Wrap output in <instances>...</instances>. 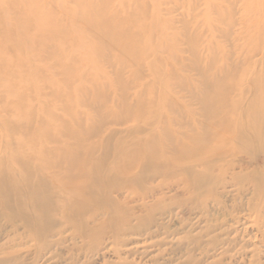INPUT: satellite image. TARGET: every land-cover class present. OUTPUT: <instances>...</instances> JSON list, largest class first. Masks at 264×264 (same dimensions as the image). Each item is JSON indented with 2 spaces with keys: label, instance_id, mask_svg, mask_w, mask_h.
<instances>
[{
  "label": "rangeland",
  "instance_id": "rangeland-1",
  "mask_svg": "<svg viewBox=\"0 0 264 264\" xmlns=\"http://www.w3.org/2000/svg\"><path fill=\"white\" fill-rule=\"evenodd\" d=\"M106 1L0 0V165L11 164L15 154L28 152L34 143L57 141L51 145L71 147L67 141H97L99 137L90 133L100 131L103 125L119 133L117 138L125 135V141L145 139L150 128L157 131L162 127L173 133V141L192 145L203 141L208 151L224 149L230 141H242L236 136L237 128H228L231 122H226L228 127L225 121H218L224 125L203 128L196 119H204L200 113L194 117L196 123L191 124L196 126L194 130L182 126L187 111L200 108L187 97L189 84L199 94L206 93L204 86L212 88L201 82L202 74L188 65L200 60L198 67L213 72L209 66L222 61L227 64L221 47L226 44L229 50V43H238V47L247 43L244 34L237 37L238 31L243 24L250 29L262 20L264 0H109L108 5ZM87 4H105L108 21L103 22L101 13L84 17L81 7ZM229 20L236 22L230 26L232 29L228 28ZM184 34L200 37L196 52L188 50L190 41ZM257 37L251 45L259 44ZM162 38L165 41L161 42ZM209 41L216 52H210L206 60L202 53ZM112 42L118 47L111 46ZM213 58L217 60L210 65ZM239 67H245L244 60H240ZM224 76L227 80L238 77ZM255 77L245 78L252 82ZM127 78L134 87L144 86L141 97L130 94L133 89L129 91L124 84ZM180 79L186 80L187 89L180 86ZM125 89L127 98L122 96ZM165 91L171 94L163 99ZM125 100L132 103V109L146 115H134L127 123L119 124L115 116L121 120L130 117ZM165 101L172 106H163ZM152 111L163 115L164 121L146 126L149 115H154ZM137 127L149 130L126 135ZM158 141L168 139L161 135ZM261 143L257 152L252 147L250 152L240 149L228 153L236 166L220 175L209 200L199 197L195 205L189 202L194 195L186 191L188 176L183 173L158 179L170 182L172 187H132L117 195L120 200L127 199V207L141 209L144 204L163 199L167 206L165 229L156 237H125L128 244H118L117 253L110 240L101 239L91 245L90 252L79 249V256L71 258L82 244L71 238L69 229L52 238L60 244L38 257L39 243L20 230L0 237V258H12L16 264H264V195H255L258 180L252 172L254 159L260 160L257 167L264 165V133ZM178 161L192 164L186 158ZM211 164L216 173L219 165L227 167L226 163ZM231 171L248 175L243 178L245 189L238 181L235 183ZM12 172L22 171L16 167ZM261 174L264 183V171ZM191 239H197V244Z\"/></svg>",
  "mask_w": 264,
  "mask_h": 264
},
{
  "label": "bare ground",
  "instance_id": "bare-ground-1",
  "mask_svg": "<svg viewBox=\"0 0 264 264\" xmlns=\"http://www.w3.org/2000/svg\"><path fill=\"white\" fill-rule=\"evenodd\" d=\"M103 5L92 4L90 6L87 4V6L81 7V12L87 18L91 17L93 13H101L100 17L104 16L102 20L104 19L105 23L108 21V16H105L108 7ZM260 15L262 20L257 25H253L252 30L251 28L246 29L247 26L243 24L242 29L238 31L239 39L243 34L248 39L246 44L243 42L238 47V43L237 45L229 43V50L226 44V47H221L224 57L228 60L227 64H223L222 61L217 66H209L210 70L214 69L213 72L212 70L209 72L206 67L204 69L198 67L200 60L188 65L202 74L200 81L207 85L210 84L212 92L204 86L206 93L199 94L198 90L190 84L188 89L185 87L186 80L180 79L179 82L183 89L188 90V99L199 104L200 107L197 110L194 108L187 111V116H184L181 121L183 127L189 128L188 130L191 127V130H194L196 126L191 124L195 122L194 117L200 113L199 115H204V119H196L201 126H204L203 128L208 126L220 128L231 122L233 124L227 127L237 128L236 136L242 141H230L224 149L218 148L219 150L215 151V148L208 151L207 145L203 141H198L194 145L189 144L188 141H173L176 139H173V133L162 129V127L157 128V131L150 128L151 131L145 139L125 141V135L117 138L119 133L111 131L110 128H104L103 125L100 127L102 129L99 128L100 131L90 133L91 136L99 137L97 141H67L71 147L51 145L57 141L34 143L28 152L15 154L11 164L0 165V237L5 238L6 235L9 236L23 230L29 238L39 243V250L36 251L39 257L60 244V240L52 238L72 229L71 238L79 240L82 245L70 255L71 258L79 256V249L82 251L86 249L90 252L91 245L101 239L110 240L115 245L112 250L117 253L119 252L117 245L126 244V242L128 244V239L132 236L148 235L153 238L158 236L162 230L164 231V211L167 208L162 199V201L158 200V203L144 204L142 209L139 206L135 207L137 209L135 210L132 205H130L131 208L129 205L127 207V199L121 197L122 200H126L125 205L117 195L129 191L132 187L141 190L160 187L162 189L165 186H171L170 182L167 184L168 181L167 183L166 181L162 182L171 173H183L188 176L185 178L187 179L186 191L194 195L189 202L195 205L196 199L199 197L209 200V194L220 175L229 172L236 166V162L228 158V153L235 150L250 152L253 148L257 152L262 146L261 140L264 133V13ZM225 17L223 16V18ZM94 19L96 18L94 17ZM227 25L228 28H231L236 25V22L229 20ZM228 31L226 29V35ZM184 36L190 41L188 50L196 52L195 46L200 43V37L192 34H184ZM162 37L166 39V35H162ZM254 37L258 38L257 46L250 44ZM165 39L162 38L161 42ZM209 43L205 45L202 53V57L206 60L210 52H216L213 42L212 45ZM111 46L118 47V44L113 43ZM161 47L165 49L167 46L162 43ZM168 57L171 60L169 55ZM216 60L214 59V62L212 60L210 65ZM240 60H244V68L239 67ZM233 71L236 74H232ZM224 75H237L238 77L227 80ZM249 75L256 76L252 82L245 78ZM124 84L129 91L133 89L130 94L136 98L143 95L144 86L134 87L128 82V78ZM124 91L122 96L127 98L129 93L126 92V89ZM104 94L108 97V94ZM167 94H171V91H165L162 95L163 99ZM166 102L163 103V106H172ZM125 103L127 104V115L130 117L121 120L115 116L119 124L127 123L134 118V115L138 117L146 115L142 110L132 109V103H129L128 100H125ZM189 104L191 105V103ZM152 113L154 115H149L150 119L146 121V126H155L164 121L163 115L155 114V111ZM218 121L225 122L220 124ZM147 129L143 130L137 127L128 130L126 135H139ZM198 133H201V130ZM161 135L168 141H158V137ZM114 138L117 141H113ZM251 139L255 141H249ZM168 143L171 144L170 147H168ZM168 150L171 151L170 156H168ZM182 158L188 159L189 164H192H180L181 162L178 160ZM254 161H256V165L252 172L254 178L258 180L256 184L258 190L255 195L260 196L264 195V183L260 180L264 165L257 167V162L260 160L254 159ZM211 162L226 163L227 167L219 165L217 167L219 173H216L217 170ZM16 167H19L22 172L13 173L12 168L16 169ZM73 170L75 174H72ZM70 174L76 176H70ZM247 176V174L240 175L231 171V177L235 183L238 181L244 189V179H247ZM158 179L163 180L160 182ZM185 179L183 180L185 181ZM224 184L227 186L228 182H224ZM2 220L7 223L1 224ZM125 237L129 238L126 240ZM191 241L197 244V239H191ZM0 264H16V262L12 258H0Z\"/></svg>",
  "mask_w": 264,
  "mask_h": 264
}]
</instances>
